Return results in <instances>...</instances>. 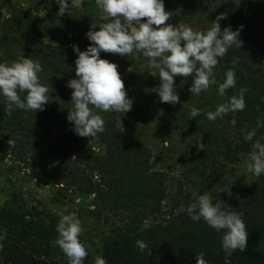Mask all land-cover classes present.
<instances>
[{"label": "trees", "instance_id": "obj_1", "mask_svg": "<svg viewBox=\"0 0 264 264\" xmlns=\"http://www.w3.org/2000/svg\"><path fill=\"white\" fill-rule=\"evenodd\" d=\"M40 3L44 11L41 19L28 10L14 12L0 23V63L23 56L39 60L43 67L40 80L48 87L49 101L43 111L15 109L8 116L7 102L0 95V157H12L38 183L54 187L59 201L72 194L90 195L94 197L93 217L118 220L102 247L80 237L90 246L84 264H94L95 255L105 258L107 264H197L196 254L200 252L205 253L209 264H225L222 233L203 219L193 221L187 213L189 204L183 203L182 197L165 211L163 202L170 193L171 180L165 171L153 167L152 149L143 136L155 125L163 134L170 127L208 133L200 164L204 169L213 168L211 172L215 171L218 178L222 176L221 165L238 161L242 150L251 152L255 139L264 137V127L253 141H246L241 129L247 125L250 130L258 119L264 121V0H164L166 11L171 12L168 23L174 25L186 20L209 28L219 14L225 13L227 19L219 21L222 30L230 26L236 31L243 26L241 47L229 48L214 69L222 83L225 71L233 67V60L237 61L236 86L220 96V103L245 87L248 92L243 111L231 112L215 122L207 119L208 110L191 118L194 98L185 87L178 91L180 103H161L152 91L160 83H152L149 64L144 65L148 59L134 51L130 65H118L127 96L133 101L131 110H98L105 131L89 138L77 135L73 123L67 120L73 107V89L67 84L76 78L78 55L72 46L87 49L81 15L74 8L71 15L57 16L56 0ZM101 58L116 63L115 56L104 52ZM20 95L23 98L26 93ZM225 122L229 131L222 127ZM92 141L100 145L88 147ZM191 170L197 172L196 176L205 175L198 172V166ZM0 177L16 193L0 204V233H7L0 264H68L65 255L54 258L55 247L50 243L58 235L56 227L62 215L19 185L10 168L1 164ZM179 193L185 198L191 196L180 189ZM204 193L202 189L197 192ZM218 198L242 213L248 231L246 249L235 251L229 258L231 264H264V177L213 200ZM183 204L187 206L178 210ZM138 240L147 245L143 252L136 244Z\"/></svg>", "mask_w": 264, "mask_h": 264}, {"label": "clouds", "instance_id": "obj_2", "mask_svg": "<svg viewBox=\"0 0 264 264\" xmlns=\"http://www.w3.org/2000/svg\"><path fill=\"white\" fill-rule=\"evenodd\" d=\"M59 5L57 16L80 6V0H56ZM100 10L102 23L93 22L87 32L91 42L85 51L73 45L78 54L75 61V76L67 87L73 89L67 120L73 123L74 132L80 137H96L105 131V121L99 112L127 113L132 108V99L128 98L125 83L118 71V65L101 58V52L131 56L134 51L142 53L148 59L150 74L158 76L160 84L152 89L161 103L178 104L180 98L176 90L177 76L192 79L189 91L199 96L212 85L217 84L214 69L232 46L241 47L240 29L231 27L221 29L219 23L227 19L225 13L219 14L211 26L204 31L194 30L188 25L168 23L171 12L166 11L164 0H95ZM146 18V20H145ZM145 20V22H142ZM97 27L99 30H96ZM224 73L219 83V94L236 86L235 65ZM158 70V75H157ZM130 71V69H129ZM43 67L39 60L20 57L17 60L0 63V95L7 102L6 115L15 109L25 111H43L48 101V87L40 80ZM241 87L238 93L226 97L225 102L217 105L215 111L206 113L207 119L215 122L231 112L246 108L245 93ZM20 93H26L22 98ZM259 110V106H257ZM201 109L193 106L191 118L200 115ZM264 121L257 120L256 127L249 130L246 125L241 129L246 141H253ZM264 137L255 139L251 144L250 162L247 171L257 177L264 175ZM11 147L14 142L8 141ZM218 192H222L219 190ZM194 202L187 207V213L193 221L201 219L218 233H222L221 245L225 253V264H231V255L247 247L248 231L242 213L231 208L221 199L213 200L209 193H193ZM57 237L50 243L59 247L65 254L68 264H84L89 255L90 246L80 237L84 232L82 222L75 212L64 214L56 227ZM6 231L0 233V250L6 239ZM141 252L147 245L136 241ZM197 264H209L205 253L196 254ZM94 264H107L105 258L94 256Z\"/></svg>", "mask_w": 264, "mask_h": 264}, {"label": "rangeland", "instance_id": "obj_3", "mask_svg": "<svg viewBox=\"0 0 264 264\" xmlns=\"http://www.w3.org/2000/svg\"><path fill=\"white\" fill-rule=\"evenodd\" d=\"M41 0H0V23L9 18L12 13L22 14L24 11H33L35 15L41 19L44 16L42 9ZM81 15V27L87 34L90 30V25L93 22L102 23L100 20V10L96 6L95 0H80V6L77 8ZM142 22H145L142 20ZM191 26L194 30L204 31L208 29V26L204 24L191 23L183 20L179 25ZM96 30H99L97 27ZM91 42L87 38L84 41L85 47H88ZM83 45V44H82ZM116 57V64L121 66L130 65L132 59L130 56L108 54ZM145 62L144 65H148ZM150 73L154 71L150 68ZM215 78L217 80L216 85H212L207 91L202 92L199 96L192 95L189 91V96L194 98V103L191 105L195 106L203 111H215L217 105L220 104L219 94V83L220 80L216 72ZM158 75V70H157ZM152 83H160L158 76L154 77L151 75ZM192 84L191 77L184 78L177 76L175 78L176 90L182 91L185 87L189 89ZM159 85V84H158ZM224 131H229L227 122L223 124ZM157 125L151 126L147 131V134L143 136L144 143L152 149L153 159L152 165L156 169L165 171L171 180L170 193L163 202L165 211H168L179 198L183 203L191 204L193 201V193L199 192L202 189L205 193H209L212 198H215L221 194H226L241 187H244L260 178L264 175L257 177L253 173L247 171V163L250 162V152L243 151L240 153L238 161L233 163H225L221 165L220 172L221 178H218L215 171L211 172L213 168L209 167L204 169L203 165L200 164L201 156L205 151V141L208 139V133L183 131L179 129H167L168 133L163 134L162 131L155 129ZM191 134H190V133ZM88 147L96 146L100 144L97 141L89 142ZM0 164L2 167L10 168V172L15 176L16 181L19 185L26 187L32 191L40 200L48 204L49 209L59 213L60 215L75 212L82 222L84 232L82 236L90 238L92 242L102 247L105 238L113 231V228L117 225L118 220L113 221L114 218L105 221L104 219H97L92 216V209H94L93 200L94 197L90 195L61 197L56 196V190L54 187L48 184L38 183L37 180L31 175L30 171L25 172L22 166L14 162L12 157H0ZM198 166L200 171L205 172L204 176H196L195 171L191 169ZM212 169V170H211ZM206 179V180H205ZM194 183V184H193ZM179 189L182 190V194H188L189 198H185L184 195H180ZM222 190V192H218ZM15 192L13 188L9 186L3 178L0 177V204H3L7 199L14 198ZM178 198V199H177ZM35 202H32V204ZM31 205V202H29ZM187 204H183L178 210L184 209ZM46 215V212H44ZM49 220V217H47ZM116 222V223H114ZM65 254L59 247L54 249V258H60Z\"/></svg>", "mask_w": 264, "mask_h": 264}]
</instances>
